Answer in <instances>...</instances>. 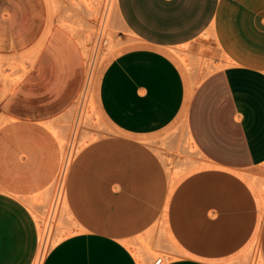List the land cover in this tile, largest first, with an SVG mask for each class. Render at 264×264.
<instances>
[{"label":"crops","instance_id":"crops-1","mask_svg":"<svg viewBox=\"0 0 264 264\" xmlns=\"http://www.w3.org/2000/svg\"><path fill=\"white\" fill-rule=\"evenodd\" d=\"M116 3L140 42L99 84L120 136L77 156L69 191L95 224L57 242L42 264H141L127 240L153 225L168 246L163 264H229L256 249L264 264V0ZM201 39L204 55L223 65L193 87L174 51ZM0 56L32 59L8 93L0 82V264H33L40 232L22 197L61 171L51 125L82 93L87 60L49 0H0ZM179 117L199 157L171 178L169 161L153 153L158 143L142 139Z\"/></svg>","mask_w":264,"mask_h":264},{"label":"rangeland","instance_id":"rangeland-1","mask_svg":"<svg viewBox=\"0 0 264 264\" xmlns=\"http://www.w3.org/2000/svg\"><path fill=\"white\" fill-rule=\"evenodd\" d=\"M49 2L53 18H57L59 23L71 30L83 47L87 72L84 89L77 101L51 125L63 148V164L59 175L43 191L22 197L31 209L42 235L35 260L42 258V255L46 256L64 237L92 228L95 224L90 214L76 212L69 191V176L73 163L87 144L120 136L101 110L99 84L105 68L116 56L140 44L138 38L122 23L117 11V0H49ZM210 37L211 34L208 33L203 39ZM203 39L195 46L174 51L176 59L189 74L193 87L205 75L223 65L216 61V57L204 55ZM193 47L198 54L197 57L190 52ZM31 63L30 56H0V82L5 94L22 80ZM142 141L158 143L154 146L156 149L153 153L169 161L167 169L171 178L182 173L194 163L195 158L199 157L190 142L187 121L184 118H177L162 131L146 136ZM67 160L69 166L66 175L63 176ZM127 243L137 259L139 260V252L147 264H154L157 257L167 259L169 255L161 225H153L145 232L128 239ZM229 264H262V261L256 249L255 255L251 250L247 255Z\"/></svg>","mask_w":264,"mask_h":264},{"label":"bare ground","instance_id":"bare-ground-1","mask_svg":"<svg viewBox=\"0 0 264 264\" xmlns=\"http://www.w3.org/2000/svg\"><path fill=\"white\" fill-rule=\"evenodd\" d=\"M87 55H88V57L89 58H91L90 57V55L87 53ZM68 160H69V158H67ZM67 160V163H66V165H65V168H64V172H63V176L64 175H66V172H67V168H68V166H69V161ZM65 185V184H64ZM65 188V187H64ZM60 197H61V195H60ZM61 200V199H60ZM67 209V208H66ZM37 216V215H36ZM37 218V217H36ZM39 219V221L41 220L40 218H38ZM43 222V221H42ZM42 224V223H41ZM40 224V225H41ZM39 225V226H40ZM42 227H44V226H42ZM43 228H41V230H42ZM41 232V231H40ZM45 231H43V233H44ZM40 235H41V233H40ZM42 236V235H41ZM47 238V237H46ZM41 240V239H40ZM42 240H43V238H42ZM47 240V239H46ZM42 242V241H41ZM40 246H41V244H40ZM43 246H44V243H43ZM37 258V257H36ZM44 258H45V255H42V258H38V259H36L35 260V263L34 264H42V262H43V260H44ZM140 261H141V264H145V261H144V259H143V257H141L140 258Z\"/></svg>","mask_w":264,"mask_h":264},{"label":"built area","instance_id":"built-area-1","mask_svg":"<svg viewBox=\"0 0 264 264\" xmlns=\"http://www.w3.org/2000/svg\"><path fill=\"white\" fill-rule=\"evenodd\" d=\"M164 258L163 257H157L154 261V264H163Z\"/></svg>","mask_w":264,"mask_h":264}]
</instances>
